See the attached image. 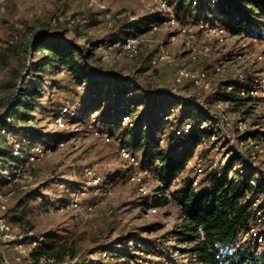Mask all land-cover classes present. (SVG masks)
Here are the masks:
<instances>
[{"label":"rangeland","instance_id":"1","mask_svg":"<svg viewBox=\"0 0 264 264\" xmlns=\"http://www.w3.org/2000/svg\"><path fill=\"white\" fill-rule=\"evenodd\" d=\"M163 2L167 5L164 6ZM175 2L176 0H0V9L3 10L0 11V115L22 92L21 76L30 71L32 61L37 62L38 57L33 59L29 51L30 42L41 33L48 36L59 34L85 50L91 49L92 59L88 64L95 71L96 79L107 74L119 79L135 80L140 88L149 92H170L176 89L179 95L203 99L217 116L224 119L235 139L244 140L248 137H244L248 132L264 134V96L256 97L238 108L220 105L216 103L215 97V93L221 92L226 83L239 80L240 75L247 79H264V50L254 45L245 48L238 39H230L226 45L218 46L216 40H210L202 34L181 37L183 22L179 20V25L175 26L168 23L173 15L177 17ZM147 20H150L152 29L138 35L137 54L131 56L122 48L114 46L118 41L126 39H118V36L128 32L133 22ZM61 31H65L66 35ZM260 31L261 25L253 29L256 34ZM193 50L199 56L196 64L189 62V54ZM161 51L168 52L174 63L152 67L151 60ZM259 56L263 59H259ZM220 60L230 64L220 76L212 74L214 91L197 88L189 81L177 83L179 66L185 64L193 70L211 73ZM35 74L44 78L41 105L35 111H24L33 117L29 121L17 119L9 122L14 123L22 133L35 130L43 134L45 143L52 142V139L57 142L63 133L68 137L67 141H63L67 142L64 147L53 143L55 149L35 164L28 179L21 183L4 184L2 192L9 195V206L21 193L36 190L39 194L28 208L26 221L21 226L26 230L32 228L36 235L67 243L74 248L81 260L97 257L92 253L107 246L112 250L108 254L109 259L102 264H124L127 259L118 261V256H135L136 250L140 249V239L164 241L175 229L177 211L173 206L165 204L158 206L156 214H149L144 209L146 198L129 181L126 173L129 165L119 155V144L130 146L131 138L127 129L119 124L120 111L117 106H114L110 122L107 117L102 116L94 122L95 115L90 111L83 115L82 110L88 108L91 101L104 106V109L106 106L103 104L104 99L96 101L90 98L92 91L88 83H75L63 68L56 66L35 71ZM53 83L56 84L55 88ZM126 84L133 88L131 90L137 91L131 82ZM107 92L109 94V89ZM134 96L138 97L140 93L134 92ZM66 99L70 104L74 101L75 106L69 103L65 105L71 113L66 117V128L60 129L54 124V117L60 112L57 106L63 105ZM137 101L130 108L135 116L149 105L147 102L146 107L141 106L143 102L140 99ZM157 106L166 108L164 103H158ZM79 119L84 120L78 122ZM104 133L111 135L112 143H104L100 138ZM24 136L27 137L25 134ZM9 146L7 137L0 134V147L8 149ZM262 148L257 165L264 169V143ZM242 150L248 153L255 151L254 146L249 143ZM198 154L203 155L208 172L222 166L223 153L208 142L198 150ZM11 164V161L3 164L0 178L9 171ZM86 169H93L100 177V188L90 184L85 175ZM157 188L158 185L154 184L152 199ZM70 189L81 193L84 204L96 202L100 206L92 215L83 217H78L73 211H63L61 207L68 198L66 191ZM127 236H133L132 241L128 239L121 243ZM171 246L174 245L166 243L164 248ZM6 253L10 257L11 253ZM159 255L151 254V258L145 260L148 264H161Z\"/></svg>","mask_w":264,"mask_h":264},{"label":"trees","instance_id":"2","mask_svg":"<svg viewBox=\"0 0 264 264\" xmlns=\"http://www.w3.org/2000/svg\"><path fill=\"white\" fill-rule=\"evenodd\" d=\"M175 12L178 16H187L191 11L196 12V19H204L212 25H216L220 21V17L224 20L220 23L227 29L230 35L240 33H253V29L257 25L264 26V0H217L215 9L216 18H208L210 9L206 7L202 0H176L174 3ZM150 20L145 22H133L128 32L119 35L118 39L123 37H132L136 33H146L151 28ZM66 35L65 31H61ZM29 51L33 59L37 58V62L32 61L30 71L21 76L23 90L12 101L11 106L0 115V134L4 127L15 135L22 142V156L26 157L30 149L36 145H43L47 148L55 149V144L67 141V135L61 134L57 142H43V134L35 130L22 133L23 131L16 129L14 123L9 120L29 121L33 118L25 114L28 110L35 111L41 105L43 98V76L35 74V71L43 69H51L53 67L63 68L75 83H88L92 93H100L109 89L111 96H128L130 93L139 92L140 96L131 97L129 99L128 108L136 103L138 99L143 102L141 106L149 105L141 111L136 118L138 129L135 131L127 130L130 140V146L134 152L142 153V168L156 174L161 185L158 186L154 195V204L160 206H173L176 211L177 223L175 229L169 234L164 241L143 240L140 239L138 245L144 248L157 247L164 245L171 238L178 245L187 246L186 252L197 256L198 264H245V258L239 257L237 254L228 255L222 258L224 251L231 248V243L236 239L238 233L244 229L250 221L249 204H243L248 193L254 196L264 198V179L257 182L256 186H252L251 181L254 178V171H249L245 175L234 171L235 166L243 167L242 159L235 154L223 167L221 174L217 170L207 171L206 176L202 180L197 189L192 187L191 177L188 175L177 185L173 182L186 169L187 162L192 152L205 143L204 141L210 137V133L195 129L184 143L187 147L186 151L180 155H171L160 149L154 138L141 130L140 124L144 117H154L158 108V103L166 104V108L182 104V109L177 117V125H183L186 122L197 123L198 121L209 120V115L204 112L201 107L196 104L195 99L184 100L180 96L171 94L170 92H149L143 94L140 85L135 80L119 79L112 75H102L100 78H94L95 71L88 62L92 59L90 48L87 50L77 46L74 42L65 40L59 34L47 35L41 33L37 35L29 44ZM39 55V56H37ZM126 82H131L135 90H131ZM54 84V83H53ZM126 84V85H125ZM56 84H54V88ZM224 87V86H223ZM218 98L228 101L236 108L247 105L251 100L249 98H239L236 90L230 94H219ZM69 99V98H68ZM63 105L57 106L60 111L70 104L69 100H65ZM139 101V102H140ZM138 102V101H137ZM66 103V104H65ZM72 101L71 106L74 105ZM97 102H89V107L82 110V114L86 115L87 111L98 110L102 118L107 117L109 122L113 118L111 109H104V106L96 104ZM209 103V102H208ZM56 107V106H55ZM58 110V111H59ZM105 115V116H104ZM107 115V116H106ZM86 119V118H85ZM84 120V119H83ZM83 120H78L82 122ZM158 123L157 119L152 121L153 127ZM27 135V137L24 136ZM258 137L257 132H248L244 137ZM174 142L181 141L179 138L171 136ZM55 143V144H53ZM53 145V146H52ZM15 163L18 160L11 150L0 147V167L6 162ZM157 162L159 164H157ZM12 166V164H11ZM10 166V167H11ZM219 175V176H218ZM168 194V196H166ZM39 197L36 190L21 193L16 196L14 203L9 206L7 218L10 223L24 225L26 221V213L31 203ZM28 230H33L32 228ZM133 236H127L122 241L128 239L132 241ZM48 241V243H47ZM111 251L109 247L98 248ZM42 256H47L54 262L52 264H86L88 259H79L77 252L67 243H60L54 238H46L44 247L32 254L33 260H38ZM10 257H13L11 253ZM132 254L118 256L117 259L125 258L128 261L133 259ZM24 264V263H23Z\"/></svg>","mask_w":264,"mask_h":264},{"label":"built area","instance_id":"3","mask_svg":"<svg viewBox=\"0 0 264 264\" xmlns=\"http://www.w3.org/2000/svg\"><path fill=\"white\" fill-rule=\"evenodd\" d=\"M202 1L206 7L211 10L208 14V18H216L215 9L217 0ZM163 5L166 6V2H163ZM195 16V11H191V13L185 17L178 15L176 17L173 15L168 23L175 26L179 25V20L183 22L184 25L180 30L181 37H194L196 34H202L210 40H216L218 46L226 45L230 39H238L245 48L254 45L258 49L264 50V26L261 27V31L257 34L243 32L237 35H230L227 29L220 23L224 20L223 17H220L219 23L212 25L209 21L204 19H196ZM154 30H156V28H154ZM139 34L140 33H136V35L132 37L122 39L115 43L114 46L122 48L124 52L134 56L138 53ZM253 55L256 56V54ZM251 57L249 58L251 59ZM259 59L262 60L263 57L259 56ZM198 61L199 56L196 51H191L189 54V62L191 64H196ZM173 63V57L165 51L159 52L151 60L152 67ZM228 64H230V62L228 63V61L220 60L211 73L206 70H193L190 66L185 64L181 65L177 70V83L181 84L185 81H189L197 88L214 91L211 82L212 74L220 76L225 73ZM239 77V80L226 83L224 87H222L221 92H213L216 95V103L227 106L233 105L228 101L220 100L218 96L222 93L230 94L234 90H236L239 98H249L251 101L256 97L264 96V79H247L242 75ZM141 91L145 95L150 94L144 88H141ZM170 93L180 96L184 100L193 98L192 96L179 95L176 89L171 90ZM131 97H134L133 93H130L128 96H111L107 91H103V93L101 92L99 94H90V98L96 101L104 99L103 104H105L106 109H111L110 111L112 113H114V106H117L120 111L118 117L119 124L127 130L135 131L138 129L136 123L137 116L128 108L129 99ZM194 99L196 104L209 115V120L198 121L197 123L189 121L183 125H177V117L179 111L183 107L182 104H179L167 109L158 108L154 117H144L140 124L141 130L150 134L159 145L160 149L171 155H180L186 151L187 147L184 140H186L195 129L210 133V137L204 141L205 143L196 147L192 152L185 171L174 180L173 184H179L181 180H184L189 175L191 177L192 187L197 189L200 186L202 180L206 176L207 170L205 168V159L202 154H198V150L208 142L210 146H214V148L221 150L223 153L224 157L221 161L222 166H217L218 169H215L218 171L219 175L231 157L237 154L242 159L243 167L235 166L234 171L238 170L242 175L247 174L248 170L254 171L255 174L251 184L252 186H256L259 180L264 179V169L257 165L259 153L263 152L264 134H260L258 137L248 136L244 140L235 139L234 135H232L230 130L226 127L223 118L217 116L203 99L196 96ZM90 112L95 115L94 122L97 118H100L98 110ZM70 113L69 107H64L54 117V124L60 129L66 128V117ZM154 119H157L158 123L153 127L152 121ZM1 134L7 137L14 156L22 161L12 163L9 171L4 173L3 178H0V263L23 264L27 262L28 264H52L54 261L47 256H42L38 260L32 259V254L46 244V237L43 235H36L34 230H26L20 224H13L8 221L7 212L10 204V197L7 193L2 192V188L4 184L11 185L21 183L28 179L31 170L35 168V164L40 162L46 154L54 149L47 148L43 145H36L30 149L26 157H23L21 153L22 142L20 139L10 133L7 127L2 128ZM96 134L98 133L96 132ZM172 135L179 138L181 141H172ZM100 138L106 144L112 143V137L107 133L101 134ZM246 143L253 145L255 151H251V153L243 151L242 147H244ZM66 144L67 142H61L58 143L57 146L64 147ZM208 151H210V149ZM119 155L120 158L129 165L126 172L129 176V181L135 184L139 194L146 198L144 209L149 214L158 213L159 207L154 204V200L152 199V187L154 184L158 186L161 185L158 176L142 168L141 153L134 152L127 144H119ZM157 164L159 163L157 162ZM85 175L89 178V182L93 187L100 188L102 186L100 177L97 176L93 169H86ZM66 193L68 198L63 203L61 209L63 211H73L78 217H83L85 215L90 216L100 206V203L96 202L84 204L81 200L80 192L70 189L67 190ZM166 196H168V194ZM245 203L249 204L251 212L249 224L238 233L236 239L231 243V248L223 252L222 258L226 257L228 253L229 255L237 254L241 258H245V264H264V198L248 193L243 200V204ZM159 241L160 240H158V242ZM167 244H173L174 246L170 248H164L161 245L148 248L139 246L140 249L136 250L133 259L125 261L124 264H148V261L145 259H150L151 254L153 256L160 254L158 260L161 261V264H198L197 256L185 251L187 246L178 245L176 241L171 238L167 241ZM6 252L12 253L13 257L10 258ZM94 254L97 257L90 260L88 259L86 264H102L103 261L109 259L108 254H110V252L103 249ZM124 260L126 259L121 258L118 261Z\"/></svg>","mask_w":264,"mask_h":264},{"label":"clouds","instance_id":"4","mask_svg":"<svg viewBox=\"0 0 264 264\" xmlns=\"http://www.w3.org/2000/svg\"><path fill=\"white\" fill-rule=\"evenodd\" d=\"M0 11H3L2 9H0Z\"/></svg>","mask_w":264,"mask_h":264}]
</instances>
